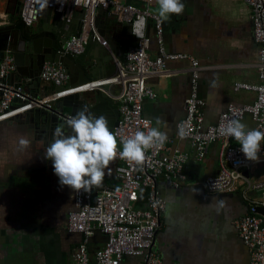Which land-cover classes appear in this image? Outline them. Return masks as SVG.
<instances>
[{
	"label": "crops",
	"instance_id": "obj_1",
	"mask_svg": "<svg viewBox=\"0 0 264 264\" xmlns=\"http://www.w3.org/2000/svg\"><path fill=\"white\" fill-rule=\"evenodd\" d=\"M118 1L139 8L143 5L141 0ZM183 3V14H173L164 20L170 22L165 25V45L170 55L188 56L207 69L200 73L198 91L205 103L204 126L209 127L218 122L230 104L244 105L256 101V91L236 90L234 86L236 82H261L256 67L259 46L254 37L251 9L245 0H183ZM20 6L18 0H0V27L17 15ZM46 10L43 8L44 12ZM157 11L158 5L153 8V13L157 14ZM41 18L40 15L35 28L41 25ZM81 18L82 12L78 11L72 22L66 23L65 30L70 37L82 31ZM96 24L108 45L105 48L102 42L94 40L91 54H99L106 49L115 58L109 48L107 31L113 36H120L117 52L130 35H124V25L117 17H110L103 10L97 12ZM150 35L153 39L151 56L157 59L159 45L152 26ZM104 57L102 55L99 61L112 66L109 58ZM191 68L189 61L168 62L167 74L155 75L147 80L157 97L144 101V114L152 121L153 127L166 133L168 149L164 154L172 156L182 151L190 155L184 169L187 179L179 187L165 178L158 181L167 206L156 235V246L165 264H250L252 255L240 237L236 222L249 214L250 200L260 199L262 193L251 191L245 181H240L233 193H211L205 189L206 178L217 175L221 170L223 147L219 142L212 144L205 160L198 162L190 142L179 137L178 125L186 116L187 99L191 94ZM96 80L102 78L91 79ZM9 81L20 84L21 78L19 74H13ZM86 84L74 87L69 79L63 86L43 80L38 85L31 81L23 85L39 100L48 97L47 101L55 108L61 104L63 97L76 92L89 95L94 89H80ZM103 87L97 89L106 94L107 101L97 103L103 104L98 113L105 115L112 108L119 110L115 97L121 89L114 85L107 92ZM58 91L64 92L62 98L56 97ZM17 107L18 103L15 104ZM25 112H17L15 118L0 122V264H76L74 253L84 237L68 231V217L75 209V191L62 187L58 177H52V184L39 186L41 183L35 177L52 140L38 137L39 128L29 120L30 112ZM70 112L71 109L65 108V113ZM240 122L247 128H254L257 124L251 114ZM21 136L31 141L27 150L19 148ZM232 142L239 145L235 139ZM116 164L115 161L110 163L111 175H106L101 187L121 186L115 175ZM250 172L253 183L264 182V163L255 165ZM148 194L146 188L140 191L136 208L145 207ZM105 241V236L98 231L90 237V264H95V252ZM140 262L139 259H131L127 263Z\"/></svg>",
	"mask_w": 264,
	"mask_h": 264
},
{
	"label": "built area",
	"instance_id": "obj_2",
	"mask_svg": "<svg viewBox=\"0 0 264 264\" xmlns=\"http://www.w3.org/2000/svg\"><path fill=\"white\" fill-rule=\"evenodd\" d=\"M141 1L143 5L140 8L118 0H18V3L21 5L22 19L29 27L39 23L43 8L59 14L67 23L72 22L76 12H83L81 33L72 36L66 44V52L74 55L82 54L91 39L100 41L103 47H107L108 42L103 40L97 29L96 14L99 10L108 12L110 17H117L121 24L131 26V35L137 40V46L129 52L127 62L124 65L117 62V73L113 77L91 81L80 87L81 90H93L105 85L120 87V93L115 97L119 103V120L113 129L118 150H122V144L119 143L121 140L133 136L137 131H145L146 124L153 127L143 109L146 99L157 97L154 89L147 83L148 78L167 74L168 62H191V94L187 99L186 116L178 125L179 137L190 142L198 162L205 160L212 144L221 143V170L217 175L206 178L204 187L207 191L233 193L237 191V184L245 181L251 191L262 193L260 199L250 200L249 214L237 221L236 227L251 252L250 264H264V214L260 213V209H264V182L253 183L246 176L245 170H252L257 164L247 161L239 151L240 145L232 142L234 138L222 133V126L227 121H240L247 114H251L257 122L256 127L248 129L264 131V0H245L251 9L254 37L259 46V63L256 67L261 82H236L234 86L236 90L256 91L258 97L253 103L230 104L220 115L218 122L209 127L204 126L205 103L198 91L200 73L207 69H203L188 56L168 53L164 21L152 11L157 5L156 0ZM151 26L155 30L159 45L160 55L157 59L151 56ZM17 70L15 57L7 54L0 66V122L15 113L18 114L17 112L32 108L45 109L48 112L54 110L53 105L47 101L48 97L39 100L23 84L9 81L11 74ZM40 78L45 82L63 86L69 82L70 75L63 65L47 62L42 68ZM63 96V91L56 92V97ZM17 103L19 107L15 108ZM70 117L72 115L67 113L59 114V118L65 123ZM167 143L168 140L163 147L154 146L148 149L144 164L139 166L117 155L114 160L117 163L115 175L121 181L118 188L94 187L91 192L75 191V209L68 217V231L84 237L74 253L76 264L91 263L88 242L96 230L101 231L106 241L95 252V264H128L131 259H139L140 264H165L154 248L167 206L159 191L158 181L165 178L172 181L175 187H179L187 179L184 169L190 159V155L182 151H177L172 156L164 154L168 149ZM261 148V163H264V142ZM144 188L149 191L147 203L145 207L136 208L139 193Z\"/></svg>",
	"mask_w": 264,
	"mask_h": 264
},
{
	"label": "water",
	"instance_id": "obj_3",
	"mask_svg": "<svg viewBox=\"0 0 264 264\" xmlns=\"http://www.w3.org/2000/svg\"><path fill=\"white\" fill-rule=\"evenodd\" d=\"M41 16L42 23L41 25L39 24V28H35V26L29 27L22 19L20 6L17 15L0 27V66L7 54H12L18 66V70L13 74H19L21 78L20 84L31 81L38 85L41 80L40 73L47 62L63 65L67 69L70 75V83L74 87L90 82L93 77H100L102 79L111 78L117 73L116 60H119V63L124 65L127 62L129 52L137 46V40L131 35V26L124 25V35H130V37L126 40V43L123 41L124 44L120 47L121 50L119 52L116 50L118 48L117 45H120V36H113L109 34L111 33L109 30L107 31L109 48L114 52L115 58H112L113 56L106 49L104 51L101 50L99 54H91V43L95 42L94 39L89 41L82 54L74 55L67 53L66 44L71 37L65 30L66 20L62 19L59 14L53 13L50 9H47L45 12L42 10ZM169 23L164 21L166 26ZM102 55L105 56L104 58H109L108 61L112 62L113 65H107L105 61H99ZM108 70H112V72H108ZM113 87V85H105L103 88L108 92ZM107 98L106 94L99 89H94L89 92V95L76 92L73 95L63 97L61 104L57 105L52 112L45 111V109L32 108L25 113L30 112L29 120L31 122L34 121L35 127L39 128V136L37 135L39 138L53 140L56 126L58 124L66 125L59 118L60 113H65V108L71 109L70 115L72 116L81 109H86L88 112L99 116L103 115L99 114L98 111H101L100 106L102 107ZM97 102H102L103 104L99 105ZM104 116L108 120L110 130L113 131L119 120L118 110L112 108ZM12 118L15 117L12 116L7 119ZM65 131L71 134V130L67 127ZM41 162L42 165L39 168V173L35 178L41 183L39 186H44L46 183L52 184L54 181L52 177L57 178L54 174L52 163L44 157ZM245 174L247 177H251L250 170H246ZM260 213L264 214V209H260ZM96 231L101 232L100 230Z\"/></svg>",
	"mask_w": 264,
	"mask_h": 264
},
{
	"label": "clouds",
	"instance_id": "obj_4",
	"mask_svg": "<svg viewBox=\"0 0 264 264\" xmlns=\"http://www.w3.org/2000/svg\"><path fill=\"white\" fill-rule=\"evenodd\" d=\"M156 3L157 14L162 20L169 19L173 14L181 15L185 10L183 0H156ZM66 127L71 134L65 131ZM222 133L235 139L247 161L253 164L262 162L260 153L264 131L248 129L245 124L233 119L222 126ZM167 138L159 128L146 124L145 131H137L133 136L121 140L122 150H118L116 134L110 130L107 118L81 109L67 120L66 125L56 126L44 158L51 161L62 187L76 192H91L94 187L103 185L106 175H111L109 166L117 155L138 166L143 165L146 151L154 146L163 147ZM18 144L20 150H27L31 141L21 136Z\"/></svg>",
	"mask_w": 264,
	"mask_h": 264
},
{
	"label": "flooded vegetation",
	"instance_id": "obj_5",
	"mask_svg": "<svg viewBox=\"0 0 264 264\" xmlns=\"http://www.w3.org/2000/svg\"><path fill=\"white\" fill-rule=\"evenodd\" d=\"M154 248H155V250L157 251V253L161 255V252H159V249H158V247L156 246V239H155V243H154ZM161 257H162V256H161ZM164 263H165V262H164Z\"/></svg>",
	"mask_w": 264,
	"mask_h": 264
},
{
	"label": "rangeland",
	"instance_id": "obj_6",
	"mask_svg": "<svg viewBox=\"0 0 264 264\" xmlns=\"http://www.w3.org/2000/svg\"><path fill=\"white\" fill-rule=\"evenodd\" d=\"M152 11H153V9H152ZM164 21V20H163Z\"/></svg>",
	"mask_w": 264,
	"mask_h": 264
}]
</instances>
